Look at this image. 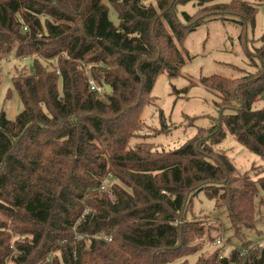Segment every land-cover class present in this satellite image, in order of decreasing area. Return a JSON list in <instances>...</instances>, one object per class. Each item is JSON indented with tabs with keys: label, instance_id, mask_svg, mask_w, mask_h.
<instances>
[{
	"label": "trees",
	"instance_id": "1",
	"mask_svg": "<svg viewBox=\"0 0 264 264\" xmlns=\"http://www.w3.org/2000/svg\"><path fill=\"white\" fill-rule=\"evenodd\" d=\"M254 1L0 0V60L33 59L32 73L12 78L23 111L13 120L0 114V264H189L203 237L215 241L224 226L187 221L200 194L226 216L239 246L195 264H264V246L248 237L264 177L241 173L216 149L225 125L264 159V106L256 107L264 99V35L248 53L255 74L200 79L218 98L216 126L173 150L131 146L145 137L142 113L155 103L158 77L178 78L191 60L187 35L232 21L243 39L264 4ZM190 3L194 14L179 13Z\"/></svg>",
	"mask_w": 264,
	"mask_h": 264
},
{
	"label": "rangeland",
	"instance_id": "2",
	"mask_svg": "<svg viewBox=\"0 0 264 264\" xmlns=\"http://www.w3.org/2000/svg\"><path fill=\"white\" fill-rule=\"evenodd\" d=\"M254 3V0H244ZM228 3L230 0H221ZM146 4H155V0H145ZM185 11L194 14L196 8L193 3L179 8V13ZM110 19L117 25L118 18L115 10H110ZM264 35V4L259 7L255 27H249L241 39V27L232 21H211L187 35L183 46L191 56V60L182 69V75L175 79L161 74L154 86L152 95L155 103L144 108L142 119L145 128L141 133L144 138H135L131 146L138 142H148L159 149L173 150L194 138L200 129H211L220 120V112L216 106L217 96L210 93L199 81L202 77L220 75L227 78H241L247 73L257 71L249 62L248 53L260 47V39ZM33 59H15L13 56L0 60V114L5 110L7 118L13 120L23 111L21 100L13 88L12 78L19 73H32ZM197 83L188 93L182 92L190 82ZM9 90L11 93L8 94ZM10 99L5 102L6 96ZM264 106V99L256 107ZM161 111L165 120L161 118ZM163 124L171 129L169 132H160ZM227 133L226 139L216 147L225 151L241 173L252 176L255 180L264 177V159L251 153L233 137L223 125ZM149 135V137H148ZM147 137V138H146ZM257 199L256 206L259 223L254 232L248 235L254 246H264V192ZM215 202L200 194L194 201V209L188 215L187 221L205 223H223L220 233L213 235L215 241L204 236L200 241L202 250L189 258V264H195L200 257H208L216 251L221 255L229 256L239 246L238 239L228 230L226 216L215 212ZM207 227V226H206ZM258 229V230H257ZM258 231V232H257ZM15 239L23 240L16 236ZM221 240L222 245L217 241ZM199 242V243H200ZM220 255V256H221ZM173 264H182L177 261Z\"/></svg>",
	"mask_w": 264,
	"mask_h": 264
},
{
	"label": "built area",
	"instance_id": "3",
	"mask_svg": "<svg viewBox=\"0 0 264 264\" xmlns=\"http://www.w3.org/2000/svg\"><path fill=\"white\" fill-rule=\"evenodd\" d=\"M92 84H93V83H92ZM98 91H99V92H102V89L98 88ZM107 240H110V238L107 239ZM217 244H218V245H222V241H221V240H218V241H217ZM224 257H228V256H226V255H221V256H220L221 259H223Z\"/></svg>",
	"mask_w": 264,
	"mask_h": 264
},
{
	"label": "water",
	"instance_id": "4",
	"mask_svg": "<svg viewBox=\"0 0 264 264\" xmlns=\"http://www.w3.org/2000/svg\"><path fill=\"white\" fill-rule=\"evenodd\" d=\"M116 1H121V0H116ZM107 91L109 92L110 91V88L109 87H106Z\"/></svg>",
	"mask_w": 264,
	"mask_h": 264
}]
</instances>
